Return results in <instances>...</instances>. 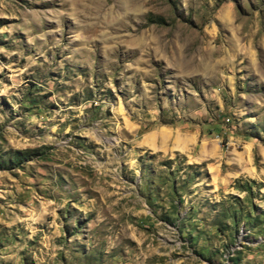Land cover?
<instances>
[{"label":"rangeland","instance_id":"1","mask_svg":"<svg viewBox=\"0 0 264 264\" xmlns=\"http://www.w3.org/2000/svg\"><path fill=\"white\" fill-rule=\"evenodd\" d=\"M0 264H264V0H0Z\"/></svg>","mask_w":264,"mask_h":264}]
</instances>
